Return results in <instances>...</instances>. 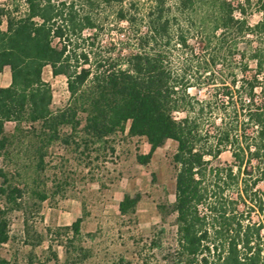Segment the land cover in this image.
Here are the masks:
<instances>
[{
	"label": "trees",
	"instance_id": "trees-1",
	"mask_svg": "<svg viewBox=\"0 0 264 264\" xmlns=\"http://www.w3.org/2000/svg\"><path fill=\"white\" fill-rule=\"evenodd\" d=\"M24 4L20 14L0 6V74L6 68L10 72L9 86L0 87V247L9 241L8 214L20 208L23 195L2 165L16 135L28 126L39 168L44 148L67 143L62 136L67 127L89 143L116 134L145 138L149 152L136 155L141 166L167 141L176 144L169 208L176 216L177 246L167 260L264 264V0ZM106 4L119 6L115 20L127 27L116 55L117 48L104 55L95 43L96 12ZM254 15L259 20L251 23ZM46 67L53 77L66 79L68 103L55 112L51 87L43 79ZM224 68L241 75L238 83L233 75L232 89L190 95L192 74L210 80ZM7 123L14 124L12 133L5 130ZM224 152L231 163L219 162ZM139 200V195H125L120 215L135 214ZM81 224L78 218L62 230L73 239L80 236ZM63 246L64 264H70V251ZM54 260L58 264L56 255ZM0 264L9 263L0 255Z\"/></svg>",
	"mask_w": 264,
	"mask_h": 264
},
{
	"label": "rangeland",
	"instance_id": "rangeland-1",
	"mask_svg": "<svg viewBox=\"0 0 264 264\" xmlns=\"http://www.w3.org/2000/svg\"><path fill=\"white\" fill-rule=\"evenodd\" d=\"M0 6L17 8L18 14L26 9L24 0H0ZM118 8L106 4L97 9L100 30L95 43L101 54L117 48L116 55L125 43L126 24L115 20ZM258 20L259 16L254 15L251 23ZM1 28L6 29L5 22ZM194 71L193 68L191 73ZM192 75L195 87L188 89L190 95L232 89L233 75L237 83L241 79L236 68H224L210 80L199 73ZM9 79L7 68L0 74V87H6ZM43 79L52 90L51 110L64 108L69 99L66 79L53 77L48 67ZM13 128V123L5 126L7 133H12ZM26 129L28 126L23 125L9 159L2 161L12 183L23 192L20 208L8 214L9 241L0 247V255L9 264H55L54 255L58 264H64L67 256L63 245L70 251V264H121V259L123 264H174L167 260L177 246L176 216L169 208L174 201L173 141H167L155 151L148 165L141 166L136 155L149 152L145 138L116 134L102 142L89 143L82 133L65 127L62 136L67 143L59 141L44 148L43 165L37 168L35 148L29 146ZM219 162L231 163L230 153H222ZM40 195H45L46 200L39 201ZM125 195L140 197L133 215L122 216L118 211ZM78 218L82 219L80 236L72 239L62 228Z\"/></svg>",
	"mask_w": 264,
	"mask_h": 264
},
{
	"label": "crops",
	"instance_id": "crops-1",
	"mask_svg": "<svg viewBox=\"0 0 264 264\" xmlns=\"http://www.w3.org/2000/svg\"><path fill=\"white\" fill-rule=\"evenodd\" d=\"M6 69H7V68H6ZM9 84H10V79H9V83H8V85H7V86H9ZM7 86H6V87H7Z\"/></svg>",
	"mask_w": 264,
	"mask_h": 264
}]
</instances>
